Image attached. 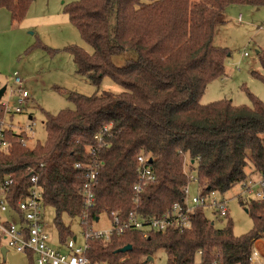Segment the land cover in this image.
Here are the masks:
<instances>
[{
  "label": "trees",
  "instance_id": "obj_1",
  "mask_svg": "<svg viewBox=\"0 0 264 264\" xmlns=\"http://www.w3.org/2000/svg\"><path fill=\"white\" fill-rule=\"evenodd\" d=\"M32 1L0 0V8L20 21ZM231 4L259 7L264 0H80L71 5V21L93 48L92 53L69 48L77 73L96 87L109 76L124 90L69 95L76 108L46 114L44 145L23 146L19 135L8 133L11 144L0 153V169L14 175L10 205L16 207L30 177L40 173L45 205L55 210L59 239L65 241L73 234L64 216L81 224L84 212L94 222L102 213L134 208L141 152L151 154L156 174L142 194L141 210L151 216L185 200L188 169L197 172L206 191L220 194L263 175L264 101L249 92L250 106L231 100L201 103L208 84L225 74L228 51L214 39ZM258 56L264 70V49ZM257 76L264 83V72ZM105 125H111L110 132L99 146L95 135ZM78 162L98 171L95 204L88 210L81 195L88 169L76 167ZM205 209L195 208L185 229L151 231L147 237L130 229L108 242L94 239L89 256L103 264H141L143 257L164 249L167 264H252V246L264 237V199L248 201L254 226L241 236L234 234L232 222L217 227ZM128 244L132 250L116 252Z\"/></svg>",
  "mask_w": 264,
  "mask_h": 264
},
{
  "label": "rangeland",
  "instance_id": "obj_2",
  "mask_svg": "<svg viewBox=\"0 0 264 264\" xmlns=\"http://www.w3.org/2000/svg\"><path fill=\"white\" fill-rule=\"evenodd\" d=\"M80 0H33L24 19L15 21L11 12L0 8V85L6 87L3 100H11L13 90L18 88L16 76L25 81V88L31 93L27 103V114H17L14 129L27 127L34 122V134L29 146L44 145L47 140L46 114L56 116L63 110H74L75 95L92 96L104 91L120 94L124 89L112 78H103L99 87L86 77L77 73L72 46L93 52L81 36L76 25L71 21L68 8ZM152 2L154 0H143ZM240 15L241 18H240ZM214 44L228 51L225 59V74L211 81L201 99L202 104L219 100H231L235 105H252L249 92L264 101V83L258 74L264 72L258 51L264 49V5L231 4L224 13L223 21L218 25ZM247 53V55H245ZM121 64L120 61H116ZM70 95V96H69ZM188 167V166H187ZM188 169V168H186ZM190 178L188 195L190 198L201 193L196 179V171L188 169ZM241 186L236 184L225 194L217 198H227L229 216L219 219L212 208L205 212L217 227L232 222L236 236L250 232L254 226L251 215L246 211L248 198H240ZM45 222L49 225L51 244L60 247L59 234L54 223L55 210L46 206ZM101 221L95 226L108 227L107 213L101 214ZM1 219L19 221V216L12 213H0ZM63 222L72 234L80 239L82 227L79 219L63 217ZM151 231L149 228H145ZM8 241L0 233V261H3L1 248L7 247ZM9 249V248H8ZM143 257L141 264H167L164 249H158L151 256ZM5 264H29L28 259L12 249L7 253Z\"/></svg>",
  "mask_w": 264,
  "mask_h": 264
},
{
  "label": "built area",
  "instance_id": "obj_3",
  "mask_svg": "<svg viewBox=\"0 0 264 264\" xmlns=\"http://www.w3.org/2000/svg\"><path fill=\"white\" fill-rule=\"evenodd\" d=\"M15 82L18 88L12 92L11 100L13 102L3 100L6 91L0 99V153L11 144L8 133L19 135V141L23 146L29 145L28 142L34 134V122L27 127L19 128L18 131L14 129L13 119L17 114H27L26 116L33 120L32 114H28L26 109L31 93L25 88V81L20 76H16ZM110 127L111 125H105L95 135L99 146L106 144L105 136L109 134ZM76 167L88 169L81 190L85 208L88 210L95 204L94 188L98 171L91 163L78 162ZM137 174L132 196L134 208L126 213L124 210L111 211L108 215L110 226L101 228H95L101 221V217H98L94 222H89V215L84 212L80 224L82 227L81 239L73 234L65 241L59 240L60 247H54L51 244L49 225L45 222L46 205L44 188L40 183V173H33L26 194L13 208L10 205V193L15 184L14 175L0 169V213L9 212L19 216V221L0 218V233L8 241L7 248L25 256L31 255L30 264H103L93 262L89 256L91 241L94 239L108 242L114 235H123L130 229L142 231L144 237H147L151 231L185 229L192 225V212L197 207L212 208L221 220L229 214L228 199L217 198V195L220 194L217 191H206L205 182L202 183L198 178L196 180L201 187V193L190 198L187 185L183 202L174 203L163 215H147L141 210L142 194L150 184L156 181L150 153L141 152L137 155ZM239 185L242 190L239 193L240 198H248V201L264 199V174L249 178ZM145 228H149L151 231ZM261 239L264 237L257 239L252 246L250 257L252 264H264V245H259Z\"/></svg>",
  "mask_w": 264,
  "mask_h": 264
},
{
  "label": "water",
  "instance_id": "obj_4",
  "mask_svg": "<svg viewBox=\"0 0 264 264\" xmlns=\"http://www.w3.org/2000/svg\"><path fill=\"white\" fill-rule=\"evenodd\" d=\"M6 91V87H2L0 89V99L3 97L4 93ZM151 162H152V159H151ZM133 246L131 244H128V245H125L119 249L116 250L117 253H120V252H128L130 250H132ZM1 252H2V255H3V261L5 262L6 259H7V252H8V248L6 246H3L1 248ZM149 259H152V257H148Z\"/></svg>",
  "mask_w": 264,
  "mask_h": 264
},
{
  "label": "crops",
  "instance_id": "obj_5",
  "mask_svg": "<svg viewBox=\"0 0 264 264\" xmlns=\"http://www.w3.org/2000/svg\"><path fill=\"white\" fill-rule=\"evenodd\" d=\"M240 16H242V15H240ZM259 245L260 246H262V245H264V239H261V240H259ZM9 251V250H8ZM8 253V252H7ZM25 256V255H24ZM26 258H28L27 256H25ZM6 262V261H5Z\"/></svg>",
  "mask_w": 264,
  "mask_h": 264
}]
</instances>
